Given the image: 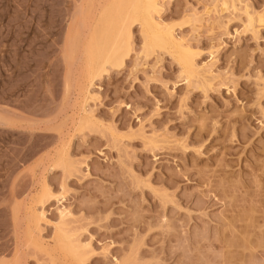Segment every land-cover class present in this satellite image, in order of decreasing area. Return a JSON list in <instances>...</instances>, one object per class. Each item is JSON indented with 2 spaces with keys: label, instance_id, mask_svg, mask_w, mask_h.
Instances as JSON below:
<instances>
[{
  "label": "rangeland",
  "instance_id": "rangeland-1",
  "mask_svg": "<svg viewBox=\"0 0 264 264\" xmlns=\"http://www.w3.org/2000/svg\"><path fill=\"white\" fill-rule=\"evenodd\" d=\"M90 1L0 0V264H264V0H155L198 70L135 21L94 77Z\"/></svg>",
  "mask_w": 264,
  "mask_h": 264
},
{
  "label": "bare ground",
  "instance_id": "bare-ground-1",
  "mask_svg": "<svg viewBox=\"0 0 264 264\" xmlns=\"http://www.w3.org/2000/svg\"><path fill=\"white\" fill-rule=\"evenodd\" d=\"M85 1H90V0H85ZM147 1L149 2H146L145 0H102V2L98 4L99 6L102 5L100 9L98 8L94 9V10H98L95 16H94V13H91L93 8H95L94 7L95 6L94 4L96 3L95 0H91L90 2H88V4H90L89 6L85 5L87 9L86 8H83V9H86V10L81 9V13L78 16H80L82 19L85 20L87 15L88 16L90 15L92 16V18L89 17L91 19L90 21L93 20L90 26L91 27L90 32L88 29L89 35H87L88 33L86 34L88 38L84 39L85 41L83 45L84 51L82 49L83 51L82 56L84 53V60L82 61L85 62L84 64H86L85 72H87V75L90 72L91 77L93 75L99 76V74L102 73V70L104 69V67L106 69V66H105L106 64L111 66V65H118L123 62V58L127 54L128 46L130 45L128 44L130 41V40L128 41V39H130V36H129L130 25L135 21H138L140 23L141 29L143 30L142 31V33H144L143 38L145 37L144 40H146L144 41L145 51L146 50L148 51V49L153 50L154 47H158V48L161 47L162 49L163 48L170 49L175 43L174 41H177L178 49H174L175 50L174 52H176L177 50L180 51V53H178L179 52L178 51L177 52L178 54L176 53L175 55H176V58H178L177 61H179V64H181L183 67L182 70L184 71L185 69L187 72L185 71L184 72L189 73L190 75L191 74L193 75L198 70V69H195L196 67L194 65L195 62H193V59H192L193 54H192L191 49H189V47L187 46H185L184 49L182 48L180 49L179 48L180 43L178 42L177 39L174 40V38L176 37L174 36L172 37L173 31H170L172 29H170L169 27L165 29L164 25L162 24L159 25L156 20H153L154 13H152V11L158 12L157 10L154 11L155 6H157L158 2L156 1L157 2L156 3L155 0H152V1L147 0ZM93 2L95 3L93 4ZM246 9L247 7H245L244 11L247 12ZM87 13H91V14H87ZM246 14H247V20H248L247 23L251 26L253 17L251 16V14H248V12ZM84 16L86 17L84 18ZM259 21H261V19ZM183 46L181 45V47ZM145 47L148 49H146ZM168 51L170 53L173 52V50L171 51L168 50ZM87 68L89 71L87 70ZM63 211L64 210H60V214L62 216H59V217L61 218L65 216L63 215ZM38 214L37 216L40 219V217L43 216V212H41L42 216ZM57 241L58 240L56 239V242ZM59 241L61 240L59 239ZM61 242H64V241H61ZM58 244L63 245L59 247H61L62 248L61 250L64 251L63 247H65L67 243L61 244L60 242H57L56 245L58 246ZM73 245L74 244H72V246ZM68 246H71V244ZM68 246L65 247L66 249L65 251H67V249L70 248V247L68 248ZM80 246L82 245H79V243H77L75 247H73V249L70 248L67 251L69 256H72L73 259L75 257L80 258L81 257L79 255L80 252H78L79 250L77 249V248L80 249L81 248ZM69 251L72 253H70ZM79 258L78 260L81 263L82 257L81 259Z\"/></svg>",
  "mask_w": 264,
  "mask_h": 264
}]
</instances>
